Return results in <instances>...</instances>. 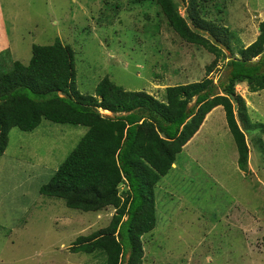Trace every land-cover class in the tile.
<instances>
[{"label":"rangeland","instance_id":"obj_1","mask_svg":"<svg viewBox=\"0 0 264 264\" xmlns=\"http://www.w3.org/2000/svg\"><path fill=\"white\" fill-rule=\"evenodd\" d=\"M206 5L209 16L232 34L236 56L256 39L264 0H206ZM57 39L74 52L82 95H94L108 77L126 91L163 100L165 88L201 81L214 59L181 41L151 1L0 0V45L5 40L10 47L0 55L7 51V60L27 65L33 45ZM225 63L218 62L209 76L216 86ZM235 91L250 122L264 125V90L251 93L237 85ZM240 127L249 148L247 173L237 167L222 109L176 156L155 188L156 226L142 236V264H264V132ZM86 131L47 120L32 132L10 129L0 156V264H103L98 252L70 248L79 236L107 227L115 210L81 212L39 194Z\"/></svg>","mask_w":264,"mask_h":264},{"label":"trees","instance_id":"obj_2","mask_svg":"<svg viewBox=\"0 0 264 264\" xmlns=\"http://www.w3.org/2000/svg\"><path fill=\"white\" fill-rule=\"evenodd\" d=\"M138 1L154 2L181 41L213 55L201 81L169 86L158 100L104 77L94 95H82L74 52L58 39L33 45L27 65L7 60V51L0 55V156L12 128L32 132L47 120L87 129L39 194L81 212L115 210L107 227L79 236L70 248L72 253L98 252L103 264H142V236L156 226L155 188L214 108L222 107L243 173L249 148L240 124L264 132V125L250 122L245 101L235 91L237 85L251 93L264 90V20L256 39L236 56L232 34L209 16L206 0ZM220 61H226V72L216 86L209 76ZM120 186L126 189L119 192Z\"/></svg>","mask_w":264,"mask_h":264},{"label":"crops","instance_id":"obj_3","mask_svg":"<svg viewBox=\"0 0 264 264\" xmlns=\"http://www.w3.org/2000/svg\"><path fill=\"white\" fill-rule=\"evenodd\" d=\"M8 48H10V47H9V41L6 42L5 40H3V41H2V45H0V50H1V49H8ZM221 109H222V107L218 106V107L214 108L209 114L206 115V117H205V119H204L202 125H201L200 128H199V130L196 132V134H195V135H194V136H193V137L187 142V144L184 146V147H185V150H186V149L192 144V142H194L195 140H198V139L200 138L203 129H204V128L207 126V124H208V119L212 117L213 113H214L215 111H217V110H221ZM222 111H223V110H222ZM103 113H104V114H108V115H110V113H108V112H103ZM223 114H224V112H223ZM185 150H182V152L185 151ZM156 194H157V191H156ZM155 197H156V195H155Z\"/></svg>","mask_w":264,"mask_h":264}]
</instances>
